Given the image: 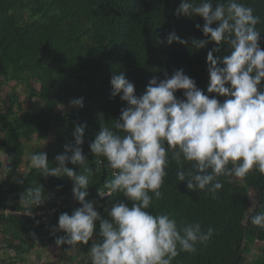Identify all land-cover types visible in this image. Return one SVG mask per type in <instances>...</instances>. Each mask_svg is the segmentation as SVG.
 <instances>
[{
    "label": "trees",
    "instance_id": "obj_1",
    "mask_svg": "<svg viewBox=\"0 0 264 264\" xmlns=\"http://www.w3.org/2000/svg\"><path fill=\"white\" fill-rule=\"evenodd\" d=\"M180 2L0 0V78L21 86L39 105L37 112L23 111L20 106L14 112H0V128L4 131L0 154L14 158L11 172L0 162V167L4 166L3 180H0V223L4 225L0 232L5 225L11 227L9 238L0 242L6 250L5 255L16 251L18 254L13 259L19 261L37 248L36 236L45 238L51 245L66 236L58 229L51 236L46 224L22 215L6 214L8 210L34 209L22 200L27 188L39 183L43 197L52 198L56 194L64 203L74 200L76 208L81 206L74 198L73 183L65 176L44 177L40 170L31 166L26 174L20 173L25 149L33 136L53 135L45 152L49 167H54L55 157L64 153L65 146L75 145V127L86 126L81 148L87 166L93 170L86 201L93 202L101 218L107 219L105 209L116 199L131 206L122 194L100 198L99 192L104 191L103 184L111 178L112 170L105 167L106 162L98 163L103 158L95 157L89 148L100 131L101 117L106 126L111 127L113 121L119 119L121 109L127 107L119 96H111V76L123 72L135 85L136 94L141 95L153 77L163 80L165 74L170 77L175 70L183 69L199 89L210 95L207 93L206 57L216 45L210 42L198 51L191 47L192 38L206 39L196 27L199 24L202 28L204 21L198 16L191 19L177 17L175 11ZM241 2L252 7L261 18L257 29L261 32L260 47L264 49V0ZM173 31L188 44L173 42L169 46L165 38ZM227 54V46L214 53ZM33 82H40L39 87ZM261 87H264V81ZM176 96L183 99V92L178 91ZM79 98H83V108L68 109L70 102ZM217 99L223 102L225 98ZM38 151L42 150L36 148L33 153ZM66 167L78 175L83 173L79 165L68 163ZM176 170L175 162H172L161 188L162 197L156 199L153 196L149 211L170 214L178 224L199 222L204 230L212 227L215 233L207 244H198L195 253L180 252L172 264H244L255 240L264 245V228L250 223L252 215L264 211V174L253 170L245 178L221 177L223 188L214 199L205 191H189L186 182L180 183L176 179ZM251 194H254L252 203ZM54 204L52 199L47 207L52 208ZM64 211L63 207L56 213ZM99 232V222H96L93 239L101 242ZM253 263L264 264V248L260 258L256 257Z\"/></svg>",
    "mask_w": 264,
    "mask_h": 264
},
{
    "label": "clouds",
    "instance_id": "obj_2",
    "mask_svg": "<svg viewBox=\"0 0 264 264\" xmlns=\"http://www.w3.org/2000/svg\"><path fill=\"white\" fill-rule=\"evenodd\" d=\"M175 15L203 19L202 28L196 27L206 39L192 38V48L198 51L210 42L216 45L206 57L210 95L183 69L170 77L165 74L163 80L153 77L141 95L123 72L114 73L111 96H119L127 107L111 127L101 117L100 131L89 144L91 153L103 158L97 162H106L105 167L112 170L99 195L122 194L130 207L116 199L105 209L108 218L102 219L94 203L86 201L93 173L81 148L86 126L75 127V145L67 144L64 153L55 157L56 166L49 167L46 152L29 157L31 167L44 177L66 175L73 181V195L81 206L71 215L59 216L58 230L66 236L55 243L59 247L92 241L91 264H172L180 252L195 253L198 244L211 240L212 227L204 230L195 221L178 224L170 214L149 211L153 196L162 197L172 162L176 179L186 182L189 191H205L214 199L223 188L221 177L245 178L253 170L264 174V49L257 29L261 18L241 0H181ZM165 39L169 46L188 44L175 31ZM224 46L229 54L214 55ZM178 91L183 92V99L177 98ZM217 97L225 99L221 102ZM70 103L83 108V98ZM13 159L5 157L8 172ZM68 163L79 165L83 173L76 174L66 167ZM22 200L32 208L40 206L42 186L27 188ZM96 222L99 243L93 239ZM250 223L264 228V211L252 215Z\"/></svg>",
    "mask_w": 264,
    "mask_h": 264
},
{
    "label": "rangeland",
    "instance_id": "obj_3",
    "mask_svg": "<svg viewBox=\"0 0 264 264\" xmlns=\"http://www.w3.org/2000/svg\"><path fill=\"white\" fill-rule=\"evenodd\" d=\"M35 87H39L40 82H33ZM18 106L21 107L23 111H32L37 112V109L39 107L37 101L30 96V94L24 90L21 86H17L14 82H4L0 78V112L2 113H8L9 110H13V112L18 109ZM73 106H69L68 109H72ZM60 112H65L64 109H59ZM3 129L0 128V140L3 137ZM53 135L50 134L46 136L45 138H38V136H33L31 140L29 141V146L25 149L24 158H23V164L20 167V173L26 174L28 172L30 164V155L33 153V151L36 148L41 149L42 151H47L51 142H52ZM0 162L4 165L5 164V157L0 154ZM4 166L0 167V180H3V170ZM70 183H73V181L64 175ZM237 178V177H236ZM52 198L50 197H44L45 204L49 205L51 204L52 199L54 200L55 204L52 208H47L48 216L46 217V222L42 223L38 221L41 224H46V229L51 232V236L55 235V230L58 229V219L61 214L56 213V211H60V208L65 209L64 213H68L69 215L72 214L74 210L77 208L74 206L75 202L74 200H71L69 202L63 201L60 197H58L56 194H54ZM254 194H251L250 201L253 202ZM252 207V204H251ZM51 213V216H50ZM56 213V214H55ZM7 214V213H6ZM54 214V215H53ZM3 223H0V229L3 227ZM11 227L8 225L4 226V229L2 232H0V242L3 241V238H9ZM35 240L38 241L37 250H31L30 253L25 254V256L22 257V260H14L13 256H17L18 252L16 251H10L5 255L4 248L0 246V264H41L45 261H52L54 264H91V257L89 255L90 248L92 246V241H89L87 245L85 244H77L75 246H69L67 244L57 246V245H51L48 244L47 240L45 238H42L41 236H36ZM99 243L100 241L97 240ZM18 243V242H16ZM44 245V246H41ZM89 248V249H88ZM262 248H264V245L258 242V240H255L250 247L249 252L247 253V259L244 264H254L253 260L256 259V257H259L262 255ZM88 249V252L86 251ZM15 258V257H14ZM13 259V260H12ZM18 259V258H15ZM14 262V263H13Z\"/></svg>",
    "mask_w": 264,
    "mask_h": 264
},
{
    "label": "built area",
    "instance_id": "obj_4",
    "mask_svg": "<svg viewBox=\"0 0 264 264\" xmlns=\"http://www.w3.org/2000/svg\"><path fill=\"white\" fill-rule=\"evenodd\" d=\"M100 198H103V197L100 196ZM48 204H45V201H44L40 206L34 207L33 210H27L24 212H16V211L8 210V211H6V213L8 215H22V216H25L27 218L37 220V221L44 223V222H46L45 220H46V217L48 216V211L46 208L48 206ZM30 212H31V215H29ZM50 216H51V213H50Z\"/></svg>",
    "mask_w": 264,
    "mask_h": 264
},
{
    "label": "crops",
    "instance_id": "obj_5",
    "mask_svg": "<svg viewBox=\"0 0 264 264\" xmlns=\"http://www.w3.org/2000/svg\"><path fill=\"white\" fill-rule=\"evenodd\" d=\"M49 231V230H48ZM56 234V233H55Z\"/></svg>",
    "mask_w": 264,
    "mask_h": 264
}]
</instances>
